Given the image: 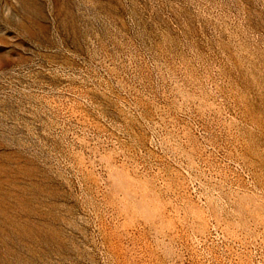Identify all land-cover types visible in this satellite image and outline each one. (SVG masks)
I'll return each instance as SVG.
<instances>
[{"label": "rangeland", "instance_id": "1", "mask_svg": "<svg viewBox=\"0 0 264 264\" xmlns=\"http://www.w3.org/2000/svg\"><path fill=\"white\" fill-rule=\"evenodd\" d=\"M0 264H264V0H0Z\"/></svg>", "mask_w": 264, "mask_h": 264}, {"label": "bare ground", "instance_id": "2", "mask_svg": "<svg viewBox=\"0 0 264 264\" xmlns=\"http://www.w3.org/2000/svg\"><path fill=\"white\" fill-rule=\"evenodd\" d=\"M11 260V259H10Z\"/></svg>", "mask_w": 264, "mask_h": 264}]
</instances>
